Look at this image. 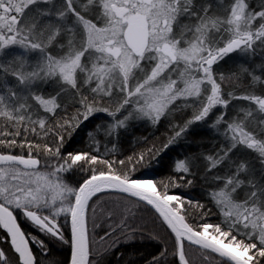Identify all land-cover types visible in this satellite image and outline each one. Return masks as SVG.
I'll list each match as a JSON object with an SVG mask.
<instances>
[{
	"label": "snow or ice",
	"instance_id": "1",
	"mask_svg": "<svg viewBox=\"0 0 264 264\" xmlns=\"http://www.w3.org/2000/svg\"><path fill=\"white\" fill-rule=\"evenodd\" d=\"M0 264H264V0H0Z\"/></svg>",
	"mask_w": 264,
	"mask_h": 264
}]
</instances>
